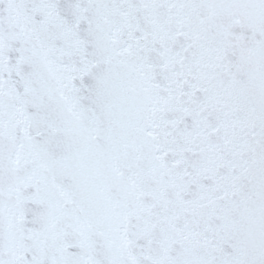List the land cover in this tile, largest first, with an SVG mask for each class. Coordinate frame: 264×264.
Returning <instances> with one entry per match:
<instances>
[{"label":"snow or ice","instance_id":"snow-or-ice-1","mask_svg":"<svg viewBox=\"0 0 264 264\" xmlns=\"http://www.w3.org/2000/svg\"><path fill=\"white\" fill-rule=\"evenodd\" d=\"M0 264H264V0H0Z\"/></svg>","mask_w":264,"mask_h":264}]
</instances>
